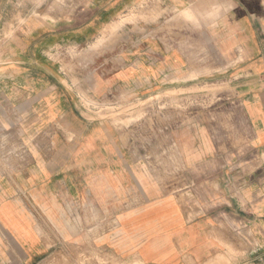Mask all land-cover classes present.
I'll return each mask as SVG.
<instances>
[{
    "label": "crops",
    "instance_id": "obj_1",
    "mask_svg": "<svg viewBox=\"0 0 264 264\" xmlns=\"http://www.w3.org/2000/svg\"><path fill=\"white\" fill-rule=\"evenodd\" d=\"M22 3L0 1V264L83 249L89 218L93 245L125 262L264 264V0ZM145 4L162 10L146 38L125 27L74 83L61 48L93 47ZM212 81L228 88L215 107L159 129L145 156L78 109L83 89L94 101Z\"/></svg>",
    "mask_w": 264,
    "mask_h": 264
},
{
    "label": "rangeland",
    "instance_id": "obj_2",
    "mask_svg": "<svg viewBox=\"0 0 264 264\" xmlns=\"http://www.w3.org/2000/svg\"><path fill=\"white\" fill-rule=\"evenodd\" d=\"M0 1L6 3L5 6H7L8 10H11L13 6L15 7V4H12V0ZM14 1H16L17 7L27 8V4L22 3V0H19L21 1L19 6L17 4L18 0ZM40 1L43 3V0ZM42 3L35 5L36 11L40 13L45 9ZM33 6L31 5V7ZM161 11L156 4H145L138 12L122 17L118 22L108 25L105 33L95 41L93 47L76 48L68 45L61 48L60 60L63 63V71L72 78L74 83L77 82L76 77L78 74L83 75L84 79L90 78L91 49H104L102 54L107 56L108 48L122 45L125 27L133 29V39H137L139 42L141 34L144 38L148 35L147 26L152 29L155 27L157 19L162 15ZM185 15L187 16V14ZM26 21V19H20L18 21L20 27ZM165 22H168L167 25L169 24L168 27H170L171 17L169 16ZM180 22H183L184 26L187 27L188 21L186 18L185 21L181 18ZM186 33V28L184 32L181 31V35L184 38L187 37ZM199 38L202 39L203 37L200 36ZM119 50L116 53L122 54V48H119ZM227 89V86L220 84L219 81L200 83L191 88H188L186 83H181L178 88H171L153 94L133 93L127 89L119 88L108 91L103 97L94 101L90 98L88 91L83 89L80 90L78 109L84 113L83 118L86 120L111 125L123 141L131 143L134 146V150L137 149L138 154L140 151L145 156L149 155L146 147L150 148L155 145L159 129L161 130L162 127L171 129L174 126L186 125L188 116H193L194 112L197 113L199 109H213L215 104L219 102L217 97L220 92ZM92 102L95 103L93 104ZM95 104H97L96 107L98 108L94 111L96 114L87 115L86 112L91 110ZM74 213L72 212L73 215ZM91 223L90 218L89 221L84 223L85 247L83 249L73 245L72 251H67L62 255H53L40 264H139L136 261L125 262L119 256L109 253L106 247L98 249L97 246L93 245L92 238L95 237V232L90 227ZM103 233L99 238L100 245L107 243V234L106 232ZM96 241H98L97 238L95 239Z\"/></svg>",
    "mask_w": 264,
    "mask_h": 264
},
{
    "label": "built area",
    "instance_id": "obj_3",
    "mask_svg": "<svg viewBox=\"0 0 264 264\" xmlns=\"http://www.w3.org/2000/svg\"><path fill=\"white\" fill-rule=\"evenodd\" d=\"M92 103H93V102H92ZM94 103H95V102H94ZM94 103H93V104H94ZM96 105H97V104L93 105V106H92V109H91V110H88V111L86 112V114H87V115H91V114L95 115L96 113H95L94 111H96V110L98 109V108L96 107Z\"/></svg>",
    "mask_w": 264,
    "mask_h": 264
},
{
    "label": "bare ground",
    "instance_id": "obj_4",
    "mask_svg": "<svg viewBox=\"0 0 264 264\" xmlns=\"http://www.w3.org/2000/svg\"><path fill=\"white\" fill-rule=\"evenodd\" d=\"M188 9H189V8H188ZM188 9H187V10H188ZM186 12H187V11H186ZM192 12H193V11H192ZM187 13H188V12H187ZM190 14H191V12H190ZM192 14H193V13H192ZM187 15H189V13H188ZM194 15H195V14H194ZM195 16H196V15H195ZM195 18L198 20V18H197V17H195ZM195 18H194V19H195Z\"/></svg>",
    "mask_w": 264,
    "mask_h": 264
}]
</instances>
